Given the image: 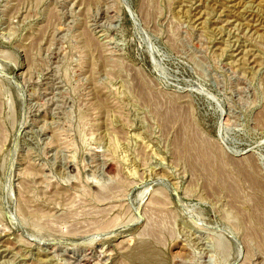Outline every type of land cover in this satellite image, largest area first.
<instances>
[{
    "label": "rangeland",
    "instance_id": "obj_1",
    "mask_svg": "<svg viewBox=\"0 0 264 264\" xmlns=\"http://www.w3.org/2000/svg\"><path fill=\"white\" fill-rule=\"evenodd\" d=\"M0 264H264V0H0Z\"/></svg>",
    "mask_w": 264,
    "mask_h": 264
}]
</instances>
